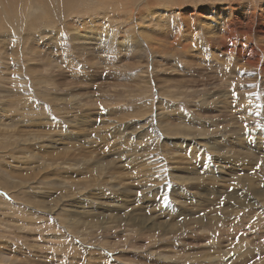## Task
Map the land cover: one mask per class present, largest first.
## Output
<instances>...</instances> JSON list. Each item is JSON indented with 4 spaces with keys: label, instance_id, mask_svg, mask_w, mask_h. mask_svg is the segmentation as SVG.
<instances>
[{
    "label": "rangeland",
    "instance_id": "374dc122",
    "mask_svg": "<svg viewBox=\"0 0 264 264\" xmlns=\"http://www.w3.org/2000/svg\"><path fill=\"white\" fill-rule=\"evenodd\" d=\"M76 1L43 25L33 26L31 12L12 23L0 17V264L4 253L16 264H264V195L254 205L244 196L261 183L264 165L254 151L257 161L239 171L226 146L237 137L253 148L264 138V115L236 114L229 100L221 109L228 88L214 43L204 42L205 62L193 68L144 49L71 50L72 29L94 17L95 2ZM133 1H125L127 14L111 10L122 38L131 26L117 17L135 21L152 7L157 21L162 10L213 0ZM17 23L31 41L20 40Z\"/></svg>",
    "mask_w": 264,
    "mask_h": 264
},
{
    "label": "bare ground",
    "instance_id": "6f19581e",
    "mask_svg": "<svg viewBox=\"0 0 264 264\" xmlns=\"http://www.w3.org/2000/svg\"><path fill=\"white\" fill-rule=\"evenodd\" d=\"M52 1L57 2V4H58L57 8L52 6V4L50 3ZM71 1H73V0H0V17H4V18L7 17L8 19H11V23H12V22H18L19 16H21V17L27 16V15H29V12H31V14L35 13L34 16L37 18L33 22V26H35L39 23L43 25V23L40 21L41 19L47 18V16L56 15L60 11L61 8L68 6V4ZM79 1H81V0H77L76 2H79ZM125 1L126 0H89L90 3L95 2L94 7L92 8L93 13L88 8H81V9H79V11H81L84 16L90 14V12H91L90 15H94V17H91V19L87 20V21L83 20L84 23H82L78 26L75 25L76 27H74L72 29V31L70 29L71 34H72L71 40L76 41L77 43L74 42L76 44L75 47H73V45L70 46L71 43H70V39H69L67 47L71 48V50L76 49V50H79L82 52L84 50H87L88 52L93 54V52L90 50V47H91L93 50H96L95 52L97 54H98V52L100 54H103V53H107L110 51V53L113 56H117L118 54H121V53H128L130 55H136L137 56V52L140 50H143V49L145 51L152 52V55H159V54L163 53L166 55L168 54L167 56H169V55L174 54V56H176L178 58V60H177L178 62L184 64L187 67L193 68V67L199 66L201 63L205 62V60H204V56L206 55L204 52L205 49L204 50L201 49V47H203V45H204V42H206V44L207 43L208 44L214 43V45L216 46V49L218 51L217 54L221 53V68H222V70H221V81L223 83H227V85H223V89L228 88V90L221 92V104H222L221 109H223L225 111L227 109H229V107H228V105H229L228 100H229V102L231 101L230 102L231 106H232V104H234L233 110L237 111L236 114L240 113V114L246 115V113H249L248 114L249 117H252V116L259 117V115L261 113H262V115H264V0H221V2H217V1L213 0L211 3H208V5L202 4L199 6H195L192 10H190L188 8H183V11H182V9H179L180 8L179 7V8L175 9V11H179V12L174 11L173 13H170L171 11L170 12L166 11L167 10L166 9L164 11L162 10V13H161L162 15L158 17L159 19L157 21L153 20V18L151 17L152 15L155 14L152 11V7H151V9H146L148 12H141V13L137 12V15L139 14V17L135 21H134V18L132 19L131 14L127 18H123V17H120V18L117 17L116 18V19L120 20L119 22L126 23L128 25V27L131 26L130 27L131 30L129 29L130 34L127 36H124V38H122V36H120V34H119L120 31H118L121 23L120 24L118 23L117 28L113 24H110V23H112L111 22L112 18H115V15L113 13H111V10H113V12H115L116 10H120L121 13H123V12L125 13V11H126V14H127V10H125V6L128 4L126 3V5H125ZM156 1L157 0H135V1H133V2H135V4L132 6V8H136L138 6L141 7V5L147 6V4L150 6L151 3H156ZM207 1H209V0H207ZM157 4H159V3H157ZM186 4H188V3H186ZM169 6H170V4H169ZM67 9H68V7H67ZM126 9H128V8H126ZM144 10H145V8H144ZM126 14H125V16H126ZM175 14L177 16V20L175 21V22H177V24L176 25L173 24L170 27L169 25L171 24V21H172L171 18H174L172 16ZM63 15H64V13H63ZM61 18H63V17H61ZM105 18H108V20H109L108 23L105 20ZM174 20H175V18H174ZM160 24H163L164 26L160 25ZM42 25H40V26H42ZM12 26L13 27L18 26V30L22 34V38L20 40L23 41V43L26 41H31V37H29L28 34L25 33L24 27L21 26L20 23L13 24ZM135 27H137V29H135ZM57 29H58V26H57ZM6 32H7V30H6ZM15 32H16V29L14 28V33ZM48 33H50V32L48 31ZM138 33H142L143 34L142 36L145 37L143 39L141 36V39H143V40H141L140 42L136 38ZM175 33H177V34H175ZM42 34H44V33L42 31H40L39 35L41 36ZM55 35H57V34L55 33ZM3 37H4V35L2 37H0V42H1V40H3ZM13 38L15 39V37H13ZM10 39H12V38H10ZM5 40L8 41V38L6 37ZM200 40L203 42V44ZM5 45L7 46V44H5ZM5 45H3V46H5ZM65 47L66 46H64V48ZM213 47L214 46L212 45V48ZM12 49H14V48H12ZM16 49H14V50L17 51ZM12 53H14V52L12 51ZM14 56H16V55H14ZM153 57H152V59H153ZM142 58H140V59H142ZM160 58H159V60H160ZM42 62H44V61H42ZM141 63H142V61H141ZM155 63L157 64L158 62H155ZM159 63H160V61H159ZM233 89L235 91H233ZM259 99H260V101H259ZM253 121H255V120L253 119ZM240 129H242V128H240ZM198 131H199V129H198ZM200 132H202V131H200ZM241 132H242V130H241ZM242 134H243V132L240 134L237 133L236 136H242ZM261 134H263V133H261ZM225 141H227V140H225ZM263 144H264V138H262V137L257 139L253 148H247L243 139L241 140V143L238 146L237 137L234 138L233 142H229V143H227V145L225 143V145L230 148L229 151L230 152L232 151L231 153H233V155L235 156L232 159V161L236 160V159H239L241 161L240 167L242 170H240L238 168L239 171H245L243 168V166L245 164L250 165L251 161H252V163H254L253 161H257L256 160V154L254 151H257L261 157L260 159H258V162L257 163L255 162V163L258 165H261V164L264 165V150H262ZM241 150L242 151L245 150L244 153ZM252 151L254 153H252ZM259 151H261V152H259ZM50 156L48 155L47 158ZM224 158H226V157H224ZM229 158H228V160H225V161H229ZM245 161H247V163H244ZM232 163H234V162H232ZM66 164H67V162H66ZM235 164H233V166H235ZM227 165H229V164H227ZM193 167H194V165H193ZM194 168H196V167H194ZM223 169H225V168L223 167ZM93 171H95V170H93ZM261 171H262L260 174L261 183L258 182L256 185H253L250 183V185H251L250 188L252 189L251 192H249V188L244 190L245 192L248 193L244 196L246 197V200L251 201V203H250L251 205L258 204L260 202L262 196L264 195V168L261 169ZM234 173H236V172L234 171ZM207 174H209V173L207 172ZM247 176H248V174L240 175L239 179L247 181L250 178ZM206 177H208V176H206ZM206 177L202 176L200 178L202 179V181L208 183L209 178L207 179ZM185 179L187 180V179H192V178L186 177ZM185 179L183 178V180H185ZM83 184L85 185V188H86V184L84 182H83ZM188 184H189V182H188ZM196 184H197V182H196ZM19 186H20V184H19ZM82 190H83V188H82ZM233 193H234V191H233ZM228 195H230V193ZM34 204H35V202H34ZM261 205H259V207ZM240 207L243 208L244 206L242 205ZM229 210H231V208ZM123 216H124V214H123ZM125 216H127V215H125ZM129 221H130V219H129ZM132 222H133V220H132ZM205 223L210 224L209 220H206ZM201 225H202V221H201ZM145 226L146 225H143V226H141V228L145 229ZM147 226H148V228L153 227L151 225H147ZM192 249H194V248H192ZM2 253H4V252H2ZM0 255H2V254H0ZM196 256H198V255H196ZM2 257L3 258H1V260L3 259V261L1 262V264L2 263H4V264L22 263V262H20L21 259L18 260V258L17 259L10 258L8 256V254L5 255V253ZM11 257H14V256L12 255ZM181 257H182V255H181ZM203 257L208 259L207 256L203 255ZM24 259H26V258H24ZM188 262H189V260H188ZM194 262H195V260H194ZM217 262H219L221 264L220 260H216V264H218Z\"/></svg>",
    "mask_w": 264,
    "mask_h": 264
}]
</instances>
